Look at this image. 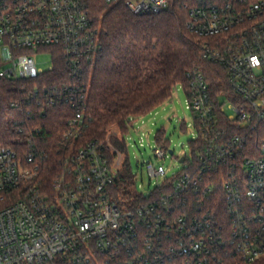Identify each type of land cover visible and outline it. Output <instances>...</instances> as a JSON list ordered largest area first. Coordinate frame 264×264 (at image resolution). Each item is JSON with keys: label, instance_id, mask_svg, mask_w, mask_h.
<instances>
[{"label": "built area", "instance_id": "obj_1", "mask_svg": "<svg viewBox=\"0 0 264 264\" xmlns=\"http://www.w3.org/2000/svg\"><path fill=\"white\" fill-rule=\"evenodd\" d=\"M90 1L0 0V79L20 82L28 105L14 146L0 147V264L255 263L264 256V0H103L136 16L180 6L201 58L227 75L214 88L200 68L187 73L194 137L171 177L159 162L175 151L158 143L156 162L142 167L157 180L147 195L123 172L127 136L146 116L131 118L126 135L112 128L84 141L85 75L101 52ZM40 55L52 61L47 70ZM58 60L64 77L48 83ZM57 106L69 117L47 187L46 128L36 123Z\"/></svg>", "mask_w": 264, "mask_h": 264}, {"label": "trees", "instance_id": "obj_2", "mask_svg": "<svg viewBox=\"0 0 264 264\" xmlns=\"http://www.w3.org/2000/svg\"><path fill=\"white\" fill-rule=\"evenodd\" d=\"M90 16L101 43V52L93 68L85 75L89 87L88 128L84 141L104 140L113 127L128 134L130 119L150 115L172 99L178 86H188L187 73L200 68L208 83L217 88L226 83V72L201 58V41L186 30L187 15L180 6L156 16H136L123 4L107 5L103 0H91ZM61 61L46 82L64 77ZM226 89V88H225ZM13 103H20L13 107ZM28 105L21 83L0 79V147H13L18 139L15 122L26 120ZM68 108L57 106L43 117L46 128L42 146L50 159L42 169L44 186L50 185L60 168L57 146L65 129ZM159 138H162V133ZM113 142L124 149L117 138ZM56 264H64L61 257ZM236 264L225 258L220 263ZM253 264H264V256Z\"/></svg>", "mask_w": 264, "mask_h": 264}, {"label": "rangeland", "instance_id": "obj_3", "mask_svg": "<svg viewBox=\"0 0 264 264\" xmlns=\"http://www.w3.org/2000/svg\"><path fill=\"white\" fill-rule=\"evenodd\" d=\"M36 61L44 70L52 66L49 56L40 55L36 57ZM157 113V115L146 116V125L142 130L127 136L128 147L125 150L128 164L123 171L124 175L128 179L135 178L138 191L146 195L155 188L157 180L150 178L142 167L149 161L156 162L154 150L158 143L163 140L170 144L171 150L175 151V156H170L159 162L168 171V177H171L182 168L177 157L188 153L189 144L195 133L194 117L192 112L187 109V96L181 85L177 87L172 99L160 107ZM113 128L118 129L117 127ZM161 133L162 139L159 138ZM141 139H143V147ZM115 146L117 145L115 144Z\"/></svg>", "mask_w": 264, "mask_h": 264}, {"label": "water", "instance_id": "obj_4", "mask_svg": "<svg viewBox=\"0 0 264 264\" xmlns=\"http://www.w3.org/2000/svg\"><path fill=\"white\" fill-rule=\"evenodd\" d=\"M183 161H184V158L181 159V162H183Z\"/></svg>", "mask_w": 264, "mask_h": 264}]
</instances>
